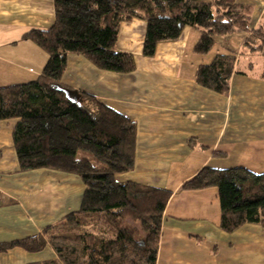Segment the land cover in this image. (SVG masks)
<instances>
[{"label":"crops","instance_id":"obj_1","mask_svg":"<svg viewBox=\"0 0 264 264\" xmlns=\"http://www.w3.org/2000/svg\"><path fill=\"white\" fill-rule=\"evenodd\" d=\"M235 3L250 10L248 31L215 37L204 55L193 51L200 32L185 27L176 41L159 43L153 57H144L146 23L133 19L120 25L116 43L119 52L134 56L132 72L104 71L80 55L66 56L61 85L94 98L135 125L134 166L115 180L170 192L156 264H264V226L246 224L223 232L217 188L191 187L206 169L241 170L252 176L264 172V56L238 58L225 94L196 82L200 66L217 55L239 53L250 31L264 29V0ZM54 20L53 0H0V88L39 77L47 55L24 35L47 30ZM15 124L0 121V244L56 225L80 209L84 192L74 174L20 171L12 140ZM55 260L49 245L37 253L15 247L0 254V264Z\"/></svg>","mask_w":264,"mask_h":264},{"label":"trees","instance_id":"obj_2","mask_svg":"<svg viewBox=\"0 0 264 264\" xmlns=\"http://www.w3.org/2000/svg\"><path fill=\"white\" fill-rule=\"evenodd\" d=\"M53 4V25L24 35L47 55L44 68L35 81L0 88V121L16 120L12 140L20 171L74 174L84 192L77 212L39 235L0 244V254L15 247L37 253L49 245L57 260L42 264H156L170 192L115 180L134 166L135 125L94 98L61 85L66 56L80 55L104 71L132 72L134 56L119 52L116 43L120 25L133 19L146 23L144 57H153L159 43L176 41L185 27L200 32L193 51L204 55L215 37L247 32L250 10L235 0H53ZM247 53L264 56L262 27L250 31L239 57ZM238 58L217 55L198 68L197 84L227 93ZM80 98L87 105H78ZM191 187L217 188L223 232L246 224L264 226V172L252 176L241 170L206 169Z\"/></svg>","mask_w":264,"mask_h":264},{"label":"rangeland","instance_id":"obj_3","mask_svg":"<svg viewBox=\"0 0 264 264\" xmlns=\"http://www.w3.org/2000/svg\"><path fill=\"white\" fill-rule=\"evenodd\" d=\"M241 50V49H240ZM248 55H249V53H247ZM233 55H235L237 58L239 57V53H237V54H233ZM240 58V57H239ZM76 103L78 104V105H80V106H85V104H84V99H78L77 101H76ZM79 156H81L80 154H79Z\"/></svg>","mask_w":264,"mask_h":264}]
</instances>
